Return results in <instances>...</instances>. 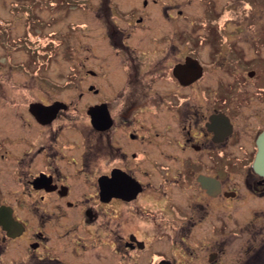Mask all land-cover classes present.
<instances>
[{"label":"flooded vegetation","instance_id":"obj_1","mask_svg":"<svg viewBox=\"0 0 264 264\" xmlns=\"http://www.w3.org/2000/svg\"><path fill=\"white\" fill-rule=\"evenodd\" d=\"M218 1L75 0L65 77L0 94V264H264V57Z\"/></svg>","mask_w":264,"mask_h":264},{"label":"rangeland","instance_id":"obj_2","mask_svg":"<svg viewBox=\"0 0 264 264\" xmlns=\"http://www.w3.org/2000/svg\"><path fill=\"white\" fill-rule=\"evenodd\" d=\"M224 1L219 0L217 7ZM225 2L233 5H230L231 7L223 6L217 14H233L234 16L232 20L225 22L224 30L229 33L239 32L238 39L235 35L231 36L237 42L238 47L246 49L247 56L258 53L264 57V46L260 48L259 52H255L245 42L246 40L242 39L244 33L248 32L249 39L253 35L256 42H264V20H258L259 9L264 5V0H226ZM74 3L75 0H0L1 95L8 96L10 94V84L12 83H18L23 79L37 78V74L34 75L37 68H40L39 73L43 72L48 78L65 77V75L58 76V73L65 72L60 68L66 69L73 62L72 48L78 45L75 37L80 39L79 46L85 48L88 41L87 33L91 25L87 11L79 12L73 5ZM202 14L203 6L199 2H194L188 10L190 18L195 15L200 17ZM260 14L263 13L260 12ZM244 15L251 18L254 23L250 22L251 20L248 18L242 17ZM219 24L220 21H217L216 25ZM182 25L193 27V22ZM28 26H31V30L36 34L34 37L30 31H27ZM44 38L50 44H55L58 38L61 39L53 46L50 55L39 54V48L42 46ZM241 44L243 47L240 46ZM27 45L37 49V53L28 49ZM245 45L247 47H244ZM255 62H259V60ZM25 66L29 67L28 71L24 69ZM5 100L6 98H0V111L7 112L8 103Z\"/></svg>","mask_w":264,"mask_h":264},{"label":"water","instance_id":"obj_3","mask_svg":"<svg viewBox=\"0 0 264 264\" xmlns=\"http://www.w3.org/2000/svg\"><path fill=\"white\" fill-rule=\"evenodd\" d=\"M256 144L257 150L253 159L252 167L257 173L264 175V129L258 134Z\"/></svg>","mask_w":264,"mask_h":264},{"label":"trees","instance_id":"obj_4","mask_svg":"<svg viewBox=\"0 0 264 264\" xmlns=\"http://www.w3.org/2000/svg\"><path fill=\"white\" fill-rule=\"evenodd\" d=\"M31 35H32V37H34L36 34L32 33ZM27 46H28V49H30L31 51H35V49L31 48L30 45H27Z\"/></svg>","mask_w":264,"mask_h":264}]
</instances>
